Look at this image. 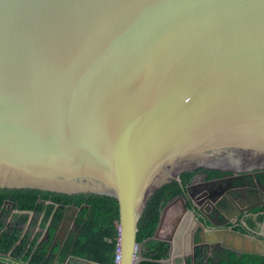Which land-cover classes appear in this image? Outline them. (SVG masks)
Segmentation results:
<instances>
[{
    "label": "water",
    "instance_id": "obj_1",
    "mask_svg": "<svg viewBox=\"0 0 264 264\" xmlns=\"http://www.w3.org/2000/svg\"><path fill=\"white\" fill-rule=\"evenodd\" d=\"M198 168L263 173L264 0H0V188L113 197L136 264L163 221L137 242L147 201ZM190 187L171 258L204 214ZM203 238L264 255L231 226Z\"/></svg>",
    "mask_w": 264,
    "mask_h": 264
},
{
    "label": "trees",
    "instance_id": "obj_2",
    "mask_svg": "<svg viewBox=\"0 0 264 264\" xmlns=\"http://www.w3.org/2000/svg\"><path fill=\"white\" fill-rule=\"evenodd\" d=\"M206 168L182 172L180 183L172 181L158 188L149 198L144 212L138 222L136 240L140 244L151 237L158 225L160 214L167 202L182 195L184 186L196 173H204L208 178L229 173ZM14 203L18 211H33L35 216L41 214L38 226L48 229V237L42 232L32 234L30 228L37 225L30 223L29 213L13 212L11 206H4V201ZM68 206L78 209L76 237L69 238L59 248L55 240V226L63 218ZM256 218H246L245 225L233 226L234 230L253 234L263 220L264 206L251 210ZM261 211V212H260ZM37 214V215H36ZM118 205L113 197L91 193L64 194L37 189L0 188V264H114L115 248L118 242ZM264 239V236H258ZM148 249L136 264H166L168 245L159 240L148 239L142 246ZM220 258L208 264H264V255L237 253L222 249ZM203 254L196 253L195 264H204Z\"/></svg>",
    "mask_w": 264,
    "mask_h": 264
},
{
    "label": "flooded vegetation",
    "instance_id": "obj_3",
    "mask_svg": "<svg viewBox=\"0 0 264 264\" xmlns=\"http://www.w3.org/2000/svg\"><path fill=\"white\" fill-rule=\"evenodd\" d=\"M186 186H191L189 191L195 195L196 201L204 213L198 217L199 225H196L194 230L188 227V229L179 232L177 236L180 238L178 241L180 246L177 247L175 256L171 258L170 243L164 238L175 236L176 227L182 217L185 216L186 209H191L193 206L192 200L187 199V195L184 201L175 196L163 207V221L159 231L161 234L159 235L160 238L155 240L163 241L168 245V256L166 261L164 260L166 264H195L196 259H198L196 257L197 251L200 254L204 253V264H208L210 259L215 263L220 258L215 253L220 254L222 248L212 247L208 243H204L203 232L230 226L233 228L238 224L245 225L246 218H256L257 213H253L252 209L246 212H241V210L250 205L264 203V170L263 173L251 172L243 175H235L233 172H229L211 178H208L204 173H196ZM5 206L8 208L7 205ZM72 207L68 206L60 223L55 226V240L58 241L59 248L73 235L76 237L79 231L77 227L78 209L74 210ZM262 213L264 218V211ZM192 215L196 216L197 213H192ZM226 219H230V222L221 226L220 223ZM262 227L264 224L262 225L261 221L258 229L252 233L264 236L260 232ZM38 229L42 230L44 238L48 237L47 227L41 229L38 226Z\"/></svg>",
    "mask_w": 264,
    "mask_h": 264
},
{
    "label": "rangeland",
    "instance_id": "obj_4",
    "mask_svg": "<svg viewBox=\"0 0 264 264\" xmlns=\"http://www.w3.org/2000/svg\"><path fill=\"white\" fill-rule=\"evenodd\" d=\"M163 210V209H162ZM37 215V214H36ZM39 220H40V215H38V216H35L34 215V213L33 214H29V222L26 224V225H24V230L25 229H27V228H30L29 226H28V224L30 225V223H32L33 221H36V223L38 224L39 223ZM30 230H31V232H32V234L33 233H35V232H37V231H40L39 229H38V225H36L35 227H31L30 228ZM41 232H42V230H41ZM161 233H159V235H160ZM42 237H43V232H42ZM139 250L138 251H140V253H141V256L143 257H146V255L147 256H149L148 254V249H147V247L146 246H139V248H138ZM166 261V260H165Z\"/></svg>",
    "mask_w": 264,
    "mask_h": 264
},
{
    "label": "built area",
    "instance_id": "obj_5",
    "mask_svg": "<svg viewBox=\"0 0 264 264\" xmlns=\"http://www.w3.org/2000/svg\"><path fill=\"white\" fill-rule=\"evenodd\" d=\"M119 253H120V251H119V247H118V245L116 244V248H115V256H114V264H118V263H119V258H120Z\"/></svg>",
    "mask_w": 264,
    "mask_h": 264
},
{
    "label": "crops",
    "instance_id": "obj_6",
    "mask_svg": "<svg viewBox=\"0 0 264 264\" xmlns=\"http://www.w3.org/2000/svg\"><path fill=\"white\" fill-rule=\"evenodd\" d=\"M260 232L264 235V227L261 228ZM155 240V239H154ZM157 241V240H156Z\"/></svg>",
    "mask_w": 264,
    "mask_h": 264
}]
</instances>
